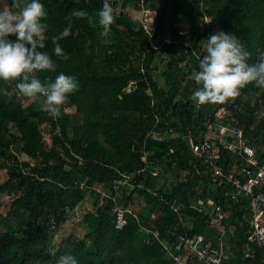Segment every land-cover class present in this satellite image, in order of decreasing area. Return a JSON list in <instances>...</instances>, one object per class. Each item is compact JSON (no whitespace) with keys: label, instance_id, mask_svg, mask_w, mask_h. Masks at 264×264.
I'll list each match as a JSON object with an SVG mask.
<instances>
[{"label":"trees","instance_id":"16d2710c","mask_svg":"<svg viewBox=\"0 0 264 264\" xmlns=\"http://www.w3.org/2000/svg\"><path fill=\"white\" fill-rule=\"evenodd\" d=\"M40 2L47 28L39 50L52 58L56 70L29 77L47 84L63 72L75 76L79 87L53 119L19 94L20 80L0 79V168L7 171L0 194L11 197L5 214L0 213V264H61L65 255L77 264H170L158 242L144 240L135 215L141 223L153 222L163 235L177 220L167 201L181 200L185 212L196 215L193 230H206V217L188 207L210 190L188 139L197 142L208 125L222 122L215 115L222 107L242 123L264 160V88L249 84L223 104L192 98L211 34L235 35L251 53L249 63L258 62L264 53V0H108L116 19L107 32L98 17L104 0ZM140 2L156 9L151 32L141 24ZM7 3L11 7L12 0ZM74 11L88 16L74 17ZM205 16L212 22L203 21ZM69 24L70 35L57 41L68 57L63 59L55 54L52 38ZM163 62L158 80L154 74ZM66 105L74 111H66ZM44 124L50 125V144L43 139ZM123 174L130 176L131 186L117 184ZM116 184L119 202L130 210L120 229L112 199L102 194L113 193ZM82 201L94 207L83 215V235L70 234L55 244L59 226ZM237 204L243 205L234 202L233 210ZM243 211L248 218L244 208L228 218L236 223L230 240L235 248L246 240L248 221L239 220Z\"/></svg>","mask_w":264,"mask_h":264},{"label":"built area","instance_id":"2783aa9c","mask_svg":"<svg viewBox=\"0 0 264 264\" xmlns=\"http://www.w3.org/2000/svg\"><path fill=\"white\" fill-rule=\"evenodd\" d=\"M139 6L141 24L146 31L151 32L156 9L147 8L142 2ZM203 19L208 21L210 18L205 16ZM178 33L186 34L187 31L179 29ZM215 115L223 121L208 125L206 134L197 142L188 139L191 151L206 167L205 170L203 168L204 173L216 190L215 197L191 201L188 207L198 216L206 217L210 230L207 233L194 231L193 220L196 215L187 214L185 204L176 199L167 201L169 209L176 214V223L163 235L153 222L141 223L136 215L135 218L139 230L146 235L144 240L158 242L170 264H249L237 263V256L257 258L264 263V160L245 135L240 121L228 117L226 109L222 107L215 111ZM129 177L123 174L116 182L118 185L131 186ZM117 184L114 185L113 193L102 194L112 199L116 213L115 227L120 229L126 223V212L130 210L119 202ZM222 199L237 203L242 201L243 205L239 209L244 208L249 212L248 218L243 211L239 219L248 221L246 240L241 250L233 248L229 241L228 225L225 223L227 211ZM150 219L153 220V215Z\"/></svg>","mask_w":264,"mask_h":264},{"label":"clouds","instance_id":"9594fccd","mask_svg":"<svg viewBox=\"0 0 264 264\" xmlns=\"http://www.w3.org/2000/svg\"><path fill=\"white\" fill-rule=\"evenodd\" d=\"M114 12L113 6L104 0L98 17L105 32L115 22ZM72 16L83 18L88 14L74 11ZM46 18L47 12L40 0H29L23 5L20 0H12L11 7L0 9V79L20 80L17 84L19 94L57 119L69 95L77 91L79 85L75 76L63 72L47 84L34 75L29 77L35 72L56 70L52 58L39 50L45 47L47 24L42 21ZM70 28L71 24L52 38L55 54L63 59L68 57L57 41L70 35ZM205 48L206 54L199 59V71L194 76L199 87L192 98L198 103H226L238 97L240 90L249 84L264 88V53H260L258 62L249 63L251 53L235 35L224 31L211 34ZM61 264H77V261L73 256L65 255Z\"/></svg>","mask_w":264,"mask_h":264},{"label":"rangeland","instance_id":"374dc122","mask_svg":"<svg viewBox=\"0 0 264 264\" xmlns=\"http://www.w3.org/2000/svg\"><path fill=\"white\" fill-rule=\"evenodd\" d=\"M0 5H1V9H3L4 7H8V3L7 0H0ZM130 13L133 15L137 16V12H135V10L130 9ZM186 46V45H185ZM159 67L157 69V71L155 72V77L156 79H160V74H161V70L164 69V65L165 62L158 64ZM194 75V73H192V76ZM251 98H249L250 100L253 99V96L250 95ZM249 96V97H250ZM74 106H68L66 105L65 110L69 111V112H73L74 111ZM42 132H43V139L46 142V144H50L52 139L50 136V125H43L42 126ZM260 150H264V145L260 146ZM19 158L23 159V160H28L27 156H25L24 154H19ZM31 162H33V160L29 159ZM7 178V171L6 168H0V182H3L5 179ZM130 188H128L126 190V192H129ZM11 200V197L8 196L5 193L0 194V213L1 214H5L7 208H8V204ZM143 201L140 199L137 200V204L140 205ZM94 207H91L88 201H82L80 202L73 210L69 211L68 213V218L67 220L62 223L59 228L57 233L54 236V243H58L60 241L61 238L63 237H67L70 234L72 235H77V236H82L84 231H85V226L83 223V215L85 212L88 211H93ZM62 260V259H61Z\"/></svg>","mask_w":264,"mask_h":264},{"label":"crops","instance_id":"0c3cea01","mask_svg":"<svg viewBox=\"0 0 264 264\" xmlns=\"http://www.w3.org/2000/svg\"><path fill=\"white\" fill-rule=\"evenodd\" d=\"M203 168H204V170L206 169V167H204L203 166ZM203 170V172H205ZM208 180H209V185L207 186L208 188H207V191H208V193H207V195H206V197L205 198H202V197H199L198 199H200V198H202L203 200H205L206 198H208V197H212V196H214L215 197V188H214V186H213V184L211 183V181H210V178H208ZM197 199V200H198ZM196 200V201H197ZM178 201H181V200H178ZM192 201H195V200H192ZM228 201L230 202V203H228ZM221 202L224 204V208H225V210L227 211V215H226V220H225V223H226V225H228V237H229V241L231 240V237L234 235V228H233V225H232V223H228V218L230 217H232L233 216V212H236L238 209H239V206H238V204H237V206H236V208L233 210V208H232V204L234 203L233 201H231V200H227V199H222L221 200ZM237 203V202H236ZM241 203H243L242 201H241ZM237 209V210H236ZM232 214V215H231ZM206 221V223H205V227H206V230L205 231H203V233L205 232V233H207L210 229H209V227H208V222H207V220H205ZM228 223V224H227ZM193 225H194V220H193ZM231 242V241H230ZM232 245H233V243H232ZM233 248H235L234 246H233ZM241 248H243V247H240V248H238V247H236L235 249H238V250H241ZM243 259H245L244 257H241V256H237V259H236V262L237 263H243ZM262 264H264V263H262Z\"/></svg>","mask_w":264,"mask_h":264}]
</instances>
